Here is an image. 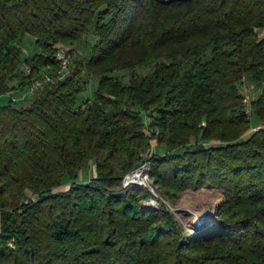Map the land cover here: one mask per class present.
<instances>
[{
    "label": "trees",
    "instance_id": "16d2710c",
    "mask_svg": "<svg viewBox=\"0 0 264 264\" xmlns=\"http://www.w3.org/2000/svg\"><path fill=\"white\" fill-rule=\"evenodd\" d=\"M27 35L35 52L24 57ZM60 45L91 51L19 105L13 92L55 69ZM243 77L260 90L251 117ZM91 78L93 96L79 100ZM8 93L0 264H264V0H0ZM154 140L167 151L150 154ZM146 159L172 199L221 189L222 230L187 237L170 212L144 208L151 193L123 181Z\"/></svg>",
    "mask_w": 264,
    "mask_h": 264
},
{
    "label": "rangeland",
    "instance_id": "374dc122",
    "mask_svg": "<svg viewBox=\"0 0 264 264\" xmlns=\"http://www.w3.org/2000/svg\"><path fill=\"white\" fill-rule=\"evenodd\" d=\"M88 39L90 41V45L94 43L96 40V36L93 34V28L90 29L88 33ZM90 45L86 48L80 47L77 50H71L74 51V61L76 59H80L82 57H85L89 55L91 48ZM22 55L28 56L35 52V44H34V38L31 35H27L25 39L22 42ZM72 67H74V62ZM151 65L144 66L142 69H139V72L142 74L150 71ZM124 73V72H122ZM125 74V73H124ZM86 77L88 75L84 74ZM128 76H125V79H127ZM96 78L92 79L89 82L87 88H85L82 95L79 96V100L84 97H92L94 93V87L96 86ZM260 90L255 85L254 90H252V96L255 98L259 94ZM17 94V93H13ZM10 98V94H4L0 97V104L6 103ZM31 98H26V100L19 101V105H25L27 104ZM156 112L154 110H149V114L154 115ZM152 117V116H151ZM253 127V126H252ZM251 127V129H252ZM156 133L158 130H155ZM155 145L151 146L150 154L151 153H164L167 151V148L163 146H158L157 142L154 140ZM149 152V151H148ZM146 154V158L149 157ZM147 161V165L144 169H134V172L139 173L138 178H133L130 180H127V185L123 183L124 187L130 186L132 184L140 185L145 187L150 193L151 196L147 198H143L141 200V204L144 208H157L160 207L168 212H170L174 218V220L177 222V225L179 226L180 230L182 231V234L185 236H193L198 231H201L203 229L202 235L208 236L213 233L220 232L222 230V222L221 220L216 221H203L204 223L199 224V218L197 217L198 214L203 211L205 208H209L212 214L215 213L216 206L221 203L224 200V193L221 189L212 186V185H204L201 187H192L187 188L183 191H181L177 198L172 199L166 195H164L158 185L155 183V179L151 175V161L149 159H146L144 162ZM143 162V163H144ZM142 163V164H143ZM141 164V165H142ZM140 165V166H141ZM95 165H92V167H89L88 169L82 171V174L84 175L83 178L90 179L94 174ZM131 171V172H133ZM70 184H63L58 189L64 190L69 187ZM210 223H213L210 227L204 229ZM194 224V227L192 226Z\"/></svg>",
    "mask_w": 264,
    "mask_h": 264
},
{
    "label": "built area",
    "instance_id": "2783aa9c",
    "mask_svg": "<svg viewBox=\"0 0 264 264\" xmlns=\"http://www.w3.org/2000/svg\"><path fill=\"white\" fill-rule=\"evenodd\" d=\"M56 58L58 60V65L55 69L52 70H44L41 75L31 81L25 89H23L19 94L13 95V100L18 99H26V98H36L41 91L44 89L46 84L50 82H57L68 75H70L73 71V62H74V51H71L67 46L60 45L56 51ZM26 73L30 72L29 65L24 67ZM240 92L243 95V102L246 113L249 117H251V102L254 99L252 96V90H254L255 84L249 81L246 77H243L242 81L239 83ZM146 121L148 123L151 122V116L149 114V110L145 111ZM262 127V124L254 125L252 130H257ZM147 165V161L144 162L138 169H144ZM134 171L128 173L123 183L127 185V180L133 179ZM35 195H31V198H34ZM194 227V224L192 225Z\"/></svg>",
    "mask_w": 264,
    "mask_h": 264
},
{
    "label": "water",
    "instance_id": "95a60500",
    "mask_svg": "<svg viewBox=\"0 0 264 264\" xmlns=\"http://www.w3.org/2000/svg\"><path fill=\"white\" fill-rule=\"evenodd\" d=\"M221 203H219L216 206V209H215V213L214 214H212L213 212H211L210 209L207 207L203 211H201L198 214L197 217L200 219L201 222H203V221H210V220H218L219 219L218 216H219V210H220ZM201 234H202V232L201 231H198L195 235L196 236H199Z\"/></svg>",
    "mask_w": 264,
    "mask_h": 264
},
{
    "label": "bare ground",
    "instance_id": "6f19581e",
    "mask_svg": "<svg viewBox=\"0 0 264 264\" xmlns=\"http://www.w3.org/2000/svg\"><path fill=\"white\" fill-rule=\"evenodd\" d=\"M133 178H138L139 177V173H137V172H135L134 173V175L132 176ZM200 220V219H199ZM211 221H216V220H211ZM210 222V221H209ZM200 223H204V222H201V221H199V224ZM211 225H208L207 227H205L204 229H206V228H208V227H210ZM201 231H203V229L201 230Z\"/></svg>",
    "mask_w": 264,
    "mask_h": 264
},
{
    "label": "crops",
    "instance_id": "0c3cea01",
    "mask_svg": "<svg viewBox=\"0 0 264 264\" xmlns=\"http://www.w3.org/2000/svg\"><path fill=\"white\" fill-rule=\"evenodd\" d=\"M13 93H15V92H13ZM24 100H26V99H24ZM31 102V100L27 103V104H29ZM94 175L96 174V170L94 169V173H93Z\"/></svg>",
    "mask_w": 264,
    "mask_h": 264
}]
</instances>
